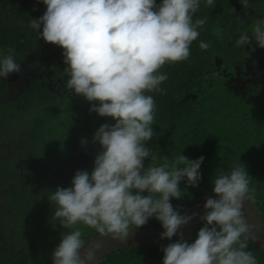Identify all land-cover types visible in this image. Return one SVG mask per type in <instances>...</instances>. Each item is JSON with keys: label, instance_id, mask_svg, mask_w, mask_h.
Here are the masks:
<instances>
[{"label": "clouds", "instance_id": "9594fccd", "mask_svg": "<svg viewBox=\"0 0 264 264\" xmlns=\"http://www.w3.org/2000/svg\"><path fill=\"white\" fill-rule=\"evenodd\" d=\"M45 11L31 18L29 27L38 39L60 47L67 79L64 89L91 104L90 112L109 117L94 132L91 171L77 170L71 186L48 192L56 205L52 219L68 231L51 252L52 264H97L102 238L124 242L131 229L150 218L161 224L160 238L180 239L162 246V264H258L248 250L259 239L264 221L249 223L245 202H254L245 166L235 165L212 179V192L200 216L196 238L183 237L182 226L197 214L182 215L170 198L185 194L180 182L197 186L203 156L189 159L182 154L171 163L157 164L146 146L154 136L156 103L149 93H164L160 85L166 64L185 61L190 46L200 35L207 17L193 19L201 4L211 9L215 0H42ZM248 8V0H240ZM235 13L234 8H229ZM248 33H251L249 37ZM217 36L220 32L217 31ZM264 48V19L235 39L234 46ZM201 50L210 44L199 43ZM14 48L0 55V77L21 73ZM89 141L82 139L81 146ZM149 163L145 165V160ZM143 193H147L144 195ZM83 228L94 229L101 239L85 242Z\"/></svg>", "mask_w": 264, "mask_h": 264}, {"label": "trees", "instance_id": "16d2710c", "mask_svg": "<svg viewBox=\"0 0 264 264\" xmlns=\"http://www.w3.org/2000/svg\"><path fill=\"white\" fill-rule=\"evenodd\" d=\"M248 4L244 8L240 0H215L209 9L202 3L193 19H208L190 46L189 58L164 65L160 70L168 77L160 85L164 93H149L156 111L154 136L146 146L152 149L155 162L161 164L167 158L171 163L179 154L193 160L204 157L197 186L182 180L180 187L185 194L180 199L170 198L174 209L181 213L195 199L212 192V179L239 164L246 168L249 187L255 189L253 204L264 221V95L235 94L215 70L218 59L231 69L233 60H241L247 53L264 52L254 41L250 46H234L241 32H250L255 13H264V0H248ZM45 7L42 0H0V55L14 48V59L21 63L30 49L42 47L66 81L63 50L38 39L29 27L31 18L41 16ZM201 41L210 47L201 50ZM21 83L0 77V149L6 145V137L15 144L11 152L5 149L0 154V264H52L51 252L61 233L68 230L52 219L56 205L49 203L47 195L57 186H71L75 173L64 182L52 179L51 173L60 160L87 145L94 150L93 159L79 170L91 171L94 154L100 150L91 138L101 124L114 121L90 112L91 104L83 97V110L72 111L73 101L66 95L56 94L35 79L18 86ZM56 115L66 118L55 122ZM82 139L89 143L81 146ZM148 163L146 159L145 165ZM201 226L202 221L184 238L193 241ZM142 227L157 228L161 224L153 217ZM83 233L86 240L95 230L83 228ZM162 246L166 245L116 250L97 264H162ZM248 250L258 264H264V256L251 241Z\"/></svg>", "mask_w": 264, "mask_h": 264}, {"label": "flooded vegetation", "instance_id": "af4514ba", "mask_svg": "<svg viewBox=\"0 0 264 264\" xmlns=\"http://www.w3.org/2000/svg\"><path fill=\"white\" fill-rule=\"evenodd\" d=\"M25 56V60L20 63L22 71L25 74V85H28L30 81L35 79L39 81L40 85L46 86L56 94H64L71 98L73 101V103L70 104L72 111H77L78 109L83 110L82 97L69 93L64 89L65 81H63L58 74L51 55L45 53L42 47H36L30 49ZM217 59L218 58H216V60ZM215 70L224 76L226 85L232 89L235 94L251 96L253 93H259L264 95V52L259 54L247 53L241 60H233L231 69H228L227 66H223L221 59H218ZM9 75L11 76V73ZM69 116L72 119L76 118L73 114ZM93 153L94 150L92 147L87 145L78 152L60 160L53 169L51 178L57 182L68 180L78 170L77 168L79 166L85 164L89 160L90 162L92 161ZM75 154L76 157L66 161Z\"/></svg>", "mask_w": 264, "mask_h": 264}, {"label": "water", "instance_id": "95a60500", "mask_svg": "<svg viewBox=\"0 0 264 264\" xmlns=\"http://www.w3.org/2000/svg\"><path fill=\"white\" fill-rule=\"evenodd\" d=\"M186 97L187 96H185L184 99H186ZM192 97L194 98V95H192ZM74 157H76V154L72 155L66 161H69ZM82 165L79 166L77 169L79 170L82 167ZM207 197L216 198V194L213 192H208L198 197L193 202H191L181 213L182 215L192 214V213L197 214L187 225L182 226L181 231L183 233V237L191 233L192 230L195 228V226H197L198 223L201 221L200 216L203 215L205 211H207L206 209L203 208V204ZM245 212L249 223L262 222L261 216L258 213L253 202H245ZM162 231H163L162 227H157V228L140 227L136 229H131L129 237L127 238L126 241L122 243L113 241L108 237H104L102 238L104 241L103 248L101 249V252L98 253L97 256V258H99L98 262L102 258H104L107 254L116 250L134 248V247H153V246L167 245L169 243H173L176 240L180 239V236L177 235H174L171 239L160 238V233ZM258 235H259V239L257 241H254L253 244L256 247V249L264 256V231H262ZM96 239H101V238L98 237V234L95 232L94 235L86 239L85 242L87 243L89 241H93Z\"/></svg>", "mask_w": 264, "mask_h": 264}, {"label": "rangeland", "instance_id": "374dc122", "mask_svg": "<svg viewBox=\"0 0 264 264\" xmlns=\"http://www.w3.org/2000/svg\"><path fill=\"white\" fill-rule=\"evenodd\" d=\"M252 19H253V22H252V24H251V27H252V25L257 21V20H262V19H264V13H255V15L252 17ZM248 35L249 36H251V34H249L248 33ZM254 54H257V52H253ZM261 53V52H260ZM24 76H25V74H24V72L22 71L21 73H19V74H17V73H11V76L10 75H8V77L6 78V80H9V81H13V82H15V81H20V80H22V83L21 84H19L18 86H21V85H25L24 83V81H25V78H24ZM17 81V82H18ZM16 83V82H15ZM17 88V87H16ZM10 91H11V89H10ZM55 101H57V99H55ZM54 110H55V108H53ZM55 118L56 119H54L55 120V122L57 121H61V120H63V119H65L66 118V116L65 115H56L55 116ZM3 142L6 144L5 146H4V148H2V149H0V154H3L4 153V151H5V149H8V151H10L11 152V148L12 147H15V144L13 143L14 141L13 140H11V138H8V137H6L4 140H3ZM84 166H85V164H84Z\"/></svg>", "mask_w": 264, "mask_h": 264}]
</instances>
